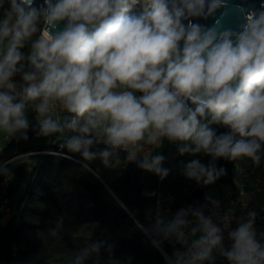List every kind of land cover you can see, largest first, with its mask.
Segmentation results:
<instances>
[{
  "label": "clouds",
  "instance_id": "9594fccd",
  "mask_svg": "<svg viewBox=\"0 0 264 264\" xmlns=\"http://www.w3.org/2000/svg\"><path fill=\"white\" fill-rule=\"evenodd\" d=\"M227 2L44 0L37 10L33 0H8L0 15V131L27 139L22 130L29 128L25 109L31 102L40 135L79 133L66 147L88 161L96 158L90 148L99 141L108 146L98 153L105 166L123 150L128 161L164 179L165 158L147 147L163 140L182 142V155L248 157L258 165L264 145V2L258 9L235 6L244 21L239 30L224 28L220 18L211 27L193 22L215 16ZM138 4L142 10L132 12ZM37 33L25 57L20 50ZM18 73L19 86L13 79ZM57 108L71 114L63 123L53 118ZM213 125L228 131L217 134ZM223 171L193 159L184 174L207 185ZM192 215L195 224L180 209L171 221L158 218L144 229L164 239L174 234L187 247L169 264H203L213 249L230 264H264L255 212L229 232L228 249L211 218L199 211ZM198 232L189 244L188 235ZM153 243L159 246L160 240Z\"/></svg>",
  "mask_w": 264,
  "mask_h": 264
},
{
  "label": "trees",
  "instance_id": "16d2710c",
  "mask_svg": "<svg viewBox=\"0 0 264 264\" xmlns=\"http://www.w3.org/2000/svg\"><path fill=\"white\" fill-rule=\"evenodd\" d=\"M43 6L32 5L37 10ZM8 7L5 0L0 15ZM141 10L138 4L132 12ZM38 36L39 33L35 34L20 50L25 57L31 53L32 41ZM21 63L27 70V60ZM13 79L17 84L22 83L20 73ZM70 115L65 111L61 123ZM25 116L29 128L22 131L26 132L27 139L16 133L0 149V188L7 179L6 195L12 209L6 223L0 222L2 263L53 264L54 260L67 257L70 264H166L162 251L173 254L181 243H170L162 235L157 237L144 231L156 223L147 216L155 206L156 196L152 191L167 196L163 219L167 223L180 209L188 212L186 219L194 217L192 212L208 200L210 189L237 187L238 158L212 160L200 153L198 159L202 164H214L217 172L224 170L213 183L206 185L203 180L197 182L184 174L193 158L189 153L180 154L182 142L167 140L154 153L165 158L161 167L168 169L169 174L164 179L139 168L137 163H130L110 182L103 181L93 171V160H84L81 153L66 147L67 140L79 133L40 135L39 119L31 102L26 106ZM212 127L217 134L228 131L219 125ZM104 146L97 141L90 151L98 154ZM120 154L126 161V155ZM23 183L25 187L20 192ZM15 192H19L17 199L13 198ZM255 220L260 226L259 241L264 243V211ZM87 225L91 231L81 233L79 229ZM156 239L160 240L159 246L153 243ZM93 244L100 245L99 251H92ZM205 264L230 262L222 255Z\"/></svg>",
  "mask_w": 264,
  "mask_h": 264
},
{
  "label": "built area",
  "instance_id": "2783aa9c",
  "mask_svg": "<svg viewBox=\"0 0 264 264\" xmlns=\"http://www.w3.org/2000/svg\"><path fill=\"white\" fill-rule=\"evenodd\" d=\"M65 112L62 108H57L56 112L53 114V118L55 119L58 115L60 120H62V115ZM38 119H40L38 117ZM152 149L151 154L154 156L156 152L155 146H147ZM123 152L126 157L128 155L127 152L120 150ZM261 155L260 163L257 165L252 161L251 168H239V173L241 174V181L239 185L233 189L228 188L224 191L222 198H211L206 200L204 203L197 206V210L201 212L205 217L211 218L214 225L218 226L221 229V234L223 236V247L225 249L230 248L231 240L229 239V232L238 227L240 223L246 222L249 219L248 214L250 212H255L256 217L261 211H264V208L256 210L253 204L250 202L251 197H257L260 191L261 185L264 183V146L259 153ZM142 158V155L139 157ZM130 163H137L136 161H124L123 169L127 168ZM2 188L5 190V195L3 199L0 201V216H4L5 214L11 211L10 199L6 195V191L8 189V180L6 179L1 183ZM152 195L156 196L154 209L149 211L147 216L149 219L156 220L158 218H162L165 209H164V199L163 195L160 191H152ZM255 217V219H256ZM188 220L193 221V224L196 223L195 217L188 218ZM256 233L260 232V226L257 224L256 220L253 225ZM186 235H187V230ZM202 233H197L196 237H192L188 235L189 244L192 239L198 238ZM259 241L258 235L256 236ZM167 240L172 243L177 241L175 235H171L167 238ZM185 252L187 251V247L180 244V247L175 252ZM163 255L166 259V264H169L170 259H174V253L169 254L165 251H162ZM216 256H222L219 249H213L212 258ZM0 264H5L0 262ZM204 264V261H203Z\"/></svg>",
  "mask_w": 264,
  "mask_h": 264
},
{
  "label": "crops",
  "instance_id": "0c3cea01",
  "mask_svg": "<svg viewBox=\"0 0 264 264\" xmlns=\"http://www.w3.org/2000/svg\"><path fill=\"white\" fill-rule=\"evenodd\" d=\"M9 138V137H8ZM7 138V139H8ZM162 144V143H161ZM161 144L159 146H155V148L157 149L158 147L161 146ZM105 145V144H104ZM107 146L105 145L103 149H105ZM102 149V150H103ZM101 150V151H102ZM120 150L115 154V156L111 157V165L110 166H105V165H101V166H97L96 164L93 165V167L95 168V170H93L103 181H107V182H110L118 173H120V171L123 169V165H124V160L122 159L121 157V154H120ZM96 157H100L97 156ZM96 159V158H95ZM95 159L93 160V162L95 163ZM117 159L119 160V163H117ZM102 162V161H101ZM93 163V164H94ZM238 165H239V168H246V169H249L251 168V165H252V160L251 158H248V157H242V158H238ZM239 168L237 169V173H236V184L238 186V184L240 183L241 181V174L239 173ZM228 187L226 186H221L219 187L220 191L219 192H216L214 195H212L211 197H208V199H211V198H222L223 196V193L225 190H227ZM167 200V199H165ZM259 209V208H258ZM12 211V209H11ZM11 211L7 214H5L4 216H0V222L5 224L6 221H7V218L9 217V215L11 214ZM166 212V211H165ZM166 214L164 213L163 215V218L162 219H165L166 217ZM259 234L260 232H258V238H259Z\"/></svg>",
  "mask_w": 264,
  "mask_h": 264
},
{
  "label": "water",
  "instance_id": "95a60500",
  "mask_svg": "<svg viewBox=\"0 0 264 264\" xmlns=\"http://www.w3.org/2000/svg\"><path fill=\"white\" fill-rule=\"evenodd\" d=\"M262 2H264V0H228L226 7H222L221 9L217 10L215 16L208 17L207 19L194 18L193 22L211 27L215 20L217 18H220V23L223 25L224 28L239 30V25L244 21L242 16L237 13L235 6L243 4L248 9H258L260 8ZM36 3L44 4V0H33V4ZM221 13H223V16H221ZM63 23L64 22H60L59 28L63 27ZM59 28L57 30H59Z\"/></svg>",
  "mask_w": 264,
  "mask_h": 264
},
{
  "label": "rangeland",
  "instance_id": "374dc122",
  "mask_svg": "<svg viewBox=\"0 0 264 264\" xmlns=\"http://www.w3.org/2000/svg\"><path fill=\"white\" fill-rule=\"evenodd\" d=\"M23 83V82H22ZM18 86H19V84H17ZM9 137V135L7 134V133H5V132H3V131H0V149H2L4 146H5V144L7 143V138ZM107 146V145H106ZM106 148H108V146L106 147ZM104 150V149H103ZM199 154L200 153H198V154H195V155H192L191 154V157L193 158V159H198L199 158ZM99 156V155H98ZM94 163V162H93ZM99 165V166H101L103 163L101 162V158L100 157H96V159H95V163L93 164V165ZM238 168H239V165H238ZM237 168V169H238ZM236 173H237V170H236ZM24 183H23V185H22V188H21V190H20V192H22L23 190H24ZM220 191V189H219V187H214V188H212V189H210L209 190V192H208V196L207 197H211L212 195H214L216 192H219ZM4 195H5V190L3 189V188H0V201L3 199V197H4ZM18 196H19V192H15L14 193V196H13V198L14 199H17L18 198ZM163 197V199H164V209H166V202H165V199H166V195H163L162 196ZM250 202L253 204V206H254V208L256 209V210H258V208L259 209H262V208H264V183L261 185V187H260V191H259V194H258V196L257 197H251L250 198ZM163 218V217H162ZM80 232L81 233H87V232H89V231H91V226L90 225H87V226H83V227H81L80 229ZM208 260H205L204 261V264L207 262ZM53 264H70L69 263V261L67 260V257H61V258H58V259H56V260H54V263ZM81 264H89V263H85V262H81Z\"/></svg>",
  "mask_w": 264,
  "mask_h": 264
}]
</instances>
